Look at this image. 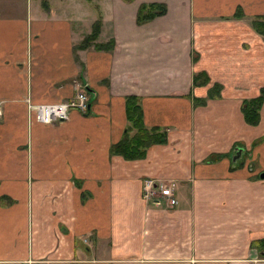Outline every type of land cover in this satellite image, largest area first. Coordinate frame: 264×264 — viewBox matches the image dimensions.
<instances>
[{"label": "crops", "instance_id": "crops-1", "mask_svg": "<svg viewBox=\"0 0 264 264\" xmlns=\"http://www.w3.org/2000/svg\"><path fill=\"white\" fill-rule=\"evenodd\" d=\"M85 1L0 0V264H264V102L256 126L241 111L264 89V0ZM148 3L166 11L140 23ZM97 19L113 48L78 47ZM83 86L86 112L37 120ZM129 95L166 131L135 160L110 154ZM146 178L175 182L173 207Z\"/></svg>", "mask_w": 264, "mask_h": 264}, {"label": "trees", "instance_id": "trees-1", "mask_svg": "<svg viewBox=\"0 0 264 264\" xmlns=\"http://www.w3.org/2000/svg\"><path fill=\"white\" fill-rule=\"evenodd\" d=\"M166 11V6L161 3L142 4L137 13V21L142 23L157 15H162ZM240 16V13H236ZM253 27L256 31L264 34V16L257 17L253 20ZM100 31V19L94 22L91 33L87 34L78 47L84 48L94 45L99 49H112L114 42L109 40L105 43L94 42ZM202 73L196 74L193 78L194 83H206L207 76L202 77ZM205 74V73H204ZM220 85L214 84L209 91L210 96L216 97L220 91ZM196 102L204 103L202 98H197ZM264 102V89H261L259 95L243 100L241 111L246 123L257 125L260 122V109ZM125 111L127 125L123 131V135L119 141L110 146V154L120 155L126 160L141 159L145 156L148 147L153 144L163 143L166 140V131L160 127L148 128L143 121L142 108L139 98L135 95H129L125 98ZM216 157V156H215ZM221 157V155L219 156ZM6 198V197H4ZM7 199V198H6Z\"/></svg>", "mask_w": 264, "mask_h": 264}, {"label": "built area", "instance_id": "built-area-1", "mask_svg": "<svg viewBox=\"0 0 264 264\" xmlns=\"http://www.w3.org/2000/svg\"><path fill=\"white\" fill-rule=\"evenodd\" d=\"M86 86L81 87L66 101L35 105L36 118L42 123L62 121L69 116V110L77 109L86 112L89 108ZM142 198L159 202L164 200L169 207L176 203L175 182L173 180L162 181L146 178L142 182Z\"/></svg>", "mask_w": 264, "mask_h": 264}, {"label": "rangeland", "instance_id": "rangeland-1", "mask_svg": "<svg viewBox=\"0 0 264 264\" xmlns=\"http://www.w3.org/2000/svg\"><path fill=\"white\" fill-rule=\"evenodd\" d=\"M30 1V0H29ZM52 2L54 1V0H51ZM77 1V0H76ZM100 1H106V0H100ZM108 1H110V0H108ZM31 2H34V0H31ZM80 2L81 3H86V1L85 0H80ZM77 10H79V12H81L83 15H85V13L86 14H96V10H95V8L94 7H92V6H85V9L83 8V9H77ZM76 17V16H75ZM87 94H88V92H87ZM89 95V94H88ZM88 95H87V97H88ZM88 100H89V97H88ZM1 111H0V116H1ZM253 126H256V125H253ZM234 153V152H233ZM174 206V205H173ZM172 206V207H173Z\"/></svg>", "mask_w": 264, "mask_h": 264}, {"label": "water", "instance_id": "water-1", "mask_svg": "<svg viewBox=\"0 0 264 264\" xmlns=\"http://www.w3.org/2000/svg\"><path fill=\"white\" fill-rule=\"evenodd\" d=\"M240 153H241V150H240V148H239V149H237L235 156H233V160H235V159H237L238 157H240ZM259 176H260L261 178H264V172H261V173L259 174Z\"/></svg>", "mask_w": 264, "mask_h": 264}]
</instances>
